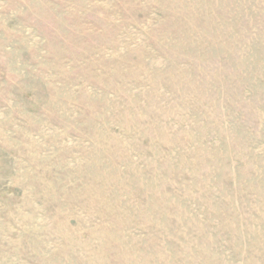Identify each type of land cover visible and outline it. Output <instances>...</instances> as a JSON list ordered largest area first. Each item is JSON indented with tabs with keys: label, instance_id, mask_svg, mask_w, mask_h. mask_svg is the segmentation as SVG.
<instances>
[{
	"label": "rangeland",
	"instance_id": "374dc122",
	"mask_svg": "<svg viewBox=\"0 0 264 264\" xmlns=\"http://www.w3.org/2000/svg\"><path fill=\"white\" fill-rule=\"evenodd\" d=\"M0 264H264V0H0Z\"/></svg>",
	"mask_w": 264,
	"mask_h": 264
}]
</instances>
